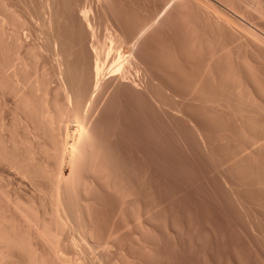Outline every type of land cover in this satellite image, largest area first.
I'll list each match as a JSON object with an SVG mask.
<instances>
[{
  "label": "rangeland",
  "instance_id": "obj_1",
  "mask_svg": "<svg viewBox=\"0 0 264 264\" xmlns=\"http://www.w3.org/2000/svg\"><path fill=\"white\" fill-rule=\"evenodd\" d=\"M0 20L34 104L3 77L0 221L24 244L0 264H264V0H0Z\"/></svg>",
  "mask_w": 264,
  "mask_h": 264
},
{
  "label": "bare ground",
  "instance_id": "obj_2",
  "mask_svg": "<svg viewBox=\"0 0 264 264\" xmlns=\"http://www.w3.org/2000/svg\"><path fill=\"white\" fill-rule=\"evenodd\" d=\"M83 18H84L85 22L88 24V26L91 27V23H90V20L88 18L87 12H84ZM0 22H1V26H2L0 28H2V30L5 32V29L3 28V24L5 23V21L0 20ZM0 38H1V40H0V49H1V46H2L1 35H0ZM113 43H114V41H113ZM2 48H3V46H2ZM107 48H105V50L109 51L108 52V59L111 62V66L109 65V67H110L109 73L112 72L116 76L117 75L124 76L126 73L125 68L129 64V56L130 55L128 56V55H126L127 53L125 54L122 51H118L115 55L114 54L112 55V51L114 50L113 45L109 46L108 49ZM0 51L2 52V50H0ZM97 53H98V51L96 52V54ZM14 62L15 63L12 62L9 65H3L0 63L1 66H4L2 68L0 67V78H1L0 79V86H2V84H4V79L7 76V78L12 80L11 82H13L14 87L16 86V94L21 99V103L24 104L23 106H25L26 109H30L32 107L30 109V110H32V109H34L33 108L34 104L32 105V99H30L31 97L29 98V96L24 95V93H23V92H25V89L22 88V82L19 79L20 76H19L18 68L16 70V67H18V65H17L18 62H16V61H14ZM107 62H108V60H107ZM106 68H108V67H106V65L102 62L101 53L97 54L95 67H94V73L96 76V83H95L96 84V91L99 88V86L101 85L102 80H104L105 75L109 74V73L108 74L105 73V70L109 69V68L108 69H106ZM110 75H111V73H110ZM3 77H4V79H3ZM7 78L5 80V85H6V83H8ZM48 115L49 114L46 113V116H48ZM1 129L2 128H0V131H1ZM66 158H67V153H65V151H60V154H59V170L56 174V181H57L56 185H57L58 190H59V187L61 185L60 183L62 181L63 172L65 170L64 166L66 164ZM60 191H59V193H60ZM59 193L56 197V203L58 206L62 204L61 193L60 194ZM23 244H24V240L18 234V232H16V230L14 228H8L2 221H0V262L6 260V258L8 257V251H10L13 248L21 247ZM69 264H71V262Z\"/></svg>",
  "mask_w": 264,
  "mask_h": 264
}]
</instances>
